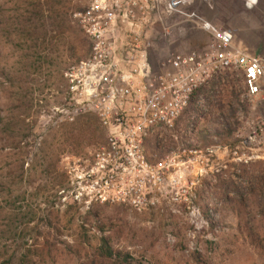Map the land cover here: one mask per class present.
<instances>
[{"label":"rangeland","instance_id":"rangeland-1","mask_svg":"<svg viewBox=\"0 0 264 264\" xmlns=\"http://www.w3.org/2000/svg\"><path fill=\"white\" fill-rule=\"evenodd\" d=\"M88 3L0 0V264H112L104 238L124 264H264V99L247 96L239 71L198 89L174 128L147 138L148 161L175 166L151 204L76 197L106 142L66 79L90 53L75 17ZM161 12L148 33L154 71L207 49L205 20L264 57V0H167Z\"/></svg>","mask_w":264,"mask_h":264},{"label":"built area","instance_id":"built-area-1","mask_svg":"<svg viewBox=\"0 0 264 264\" xmlns=\"http://www.w3.org/2000/svg\"><path fill=\"white\" fill-rule=\"evenodd\" d=\"M166 2L89 0L75 14L90 41V53L67 70L68 91L106 130L105 144L82 168L77 198L123 202L138 209L151 204L158 192L168 189L175 166L170 157L151 164L147 138L174 128L194 93L219 75L239 71L247 96L264 99V57L209 20L200 25L212 38L207 49L174 54L154 71L148 33ZM258 128L264 130V119Z\"/></svg>","mask_w":264,"mask_h":264},{"label":"trees","instance_id":"trees-1","mask_svg":"<svg viewBox=\"0 0 264 264\" xmlns=\"http://www.w3.org/2000/svg\"><path fill=\"white\" fill-rule=\"evenodd\" d=\"M100 255L105 259L111 260L112 264H124L129 260L128 255H122L120 252L112 250V247L108 244L106 238L102 240V245L100 247Z\"/></svg>","mask_w":264,"mask_h":264}]
</instances>
